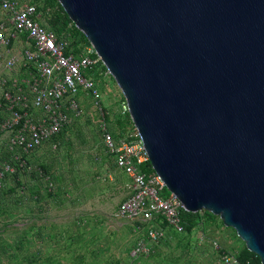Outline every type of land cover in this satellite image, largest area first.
<instances>
[{"label":"water","instance_id":"obj_1","mask_svg":"<svg viewBox=\"0 0 264 264\" xmlns=\"http://www.w3.org/2000/svg\"><path fill=\"white\" fill-rule=\"evenodd\" d=\"M121 90L153 170L264 264V0H57Z\"/></svg>","mask_w":264,"mask_h":264},{"label":"rangeland","instance_id":"obj_2","mask_svg":"<svg viewBox=\"0 0 264 264\" xmlns=\"http://www.w3.org/2000/svg\"><path fill=\"white\" fill-rule=\"evenodd\" d=\"M32 1L44 8L46 21L59 35L89 46L74 23H62L57 0ZM5 17L0 10V20ZM97 81L114 128L132 129L131 117L120 114L125 99L116 82L101 76ZM83 103L96 115L93 100ZM2 143L0 264H221L223 253L258 263L236 231L212 214L185 234L170 230L149 253L134 256L144 226L114 217L131 189L92 120L69 127L29 156L27 164L22 162L26 157L7 150L5 138ZM166 194L171 195L168 190Z\"/></svg>","mask_w":264,"mask_h":264},{"label":"built area","instance_id":"obj_3","mask_svg":"<svg viewBox=\"0 0 264 264\" xmlns=\"http://www.w3.org/2000/svg\"><path fill=\"white\" fill-rule=\"evenodd\" d=\"M0 10L6 16L0 20V145L5 138L7 150L26 157L22 162L27 164L29 156L69 127L92 120L110 160L131 181V194L114 217L144 226L132 254L149 253L168 230L185 234L181 202L166 194L155 171L143 170L150 159L137 129L118 132L112 124L97 81L112 76L93 47L73 46L45 23L44 12L32 0H0ZM86 98L95 103L96 115L85 109ZM120 114H129L125 100ZM220 257L221 264H247L229 254Z\"/></svg>","mask_w":264,"mask_h":264},{"label":"trees","instance_id":"obj_4","mask_svg":"<svg viewBox=\"0 0 264 264\" xmlns=\"http://www.w3.org/2000/svg\"><path fill=\"white\" fill-rule=\"evenodd\" d=\"M37 3V2H36ZM39 5V4H38ZM40 6V5H39ZM40 10H42L43 12H44V8H42L41 6H40ZM59 10H60V12H61V14H62V23L64 24V25H67L68 23H70V24H73V22L69 19V17L67 16V14L64 12V10H63V8L60 6V8H59ZM45 17V16H44ZM45 20V23L51 28V29H53L55 32L57 31V30H55V28H54V25L52 26V25H50L47 21H46V18L44 19ZM74 25V24H73ZM74 29H75V31H76V33L78 34V35H80L81 37H82V39L83 40H85L87 43H88V45H90V43L88 42V40L86 39V37L75 27V25H74ZM78 45H80V43H76V42H73V46H78ZM82 45V44H81ZM128 116H129V118H130V115L128 114ZM133 127H134V125H133ZM123 130H125V129H123ZM143 170L145 171V172H147V173H153L154 172V170H153V168H152V165H151V163L149 162L146 166H144V168H143ZM166 192H167V189H166ZM209 215H211L210 213H208V212H204L203 214H201V213H189V212H186V211H184L183 210V212H182V216H183V221H184V225H185V228H186V230L188 231V230H191L192 228H194V227H196L197 226V224L199 223V221L200 220H202L203 218H204V216H209ZM257 264H261V262H260V259L258 260V263Z\"/></svg>","mask_w":264,"mask_h":264},{"label":"crops","instance_id":"obj_5","mask_svg":"<svg viewBox=\"0 0 264 264\" xmlns=\"http://www.w3.org/2000/svg\"><path fill=\"white\" fill-rule=\"evenodd\" d=\"M125 175H126V174H125ZM126 180H127V182H129V187H130V184H131L130 182H131V181H130V178H129L127 175H126ZM169 231H170V230H168L167 232H169Z\"/></svg>","mask_w":264,"mask_h":264}]
</instances>
